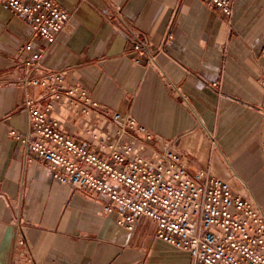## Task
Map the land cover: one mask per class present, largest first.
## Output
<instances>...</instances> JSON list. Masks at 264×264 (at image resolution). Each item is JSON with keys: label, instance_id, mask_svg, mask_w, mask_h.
<instances>
[{"label": "crops", "instance_id": "0c3cea01", "mask_svg": "<svg viewBox=\"0 0 264 264\" xmlns=\"http://www.w3.org/2000/svg\"><path fill=\"white\" fill-rule=\"evenodd\" d=\"M55 1L70 20L54 44L37 40L44 52L32 74L64 72L100 103L92 114L135 117L154 135L149 145L168 144L264 213V0H237L232 16L205 0ZM31 33L0 3V264H15L21 228L31 264H194L156 236L151 218L121 225L105 211L107 197L60 183L11 135L31 129L27 96L53 102L50 117L93 150L86 130H113L25 82L16 58ZM140 34L151 47L139 56L128 39Z\"/></svg>", "mask_w": 264, "mask_h": 264}, {"label": "built area", "instance_id": "2783aa9c", "mask_svg": "<svg viewBox=\"0 0 264 264\" xmlns=\"http://www.w3.org/2000/svg\"><path fill=\"white\" fill-rule=\"evenodd\" d=\"M205 1L232 16L237 0ZM0 3L26 20L32 31L16 58L19 66L28 69L25 82L46 87L64 107L81 110L89 125L109 122L113 127L112 131L102 127L96 132L86 130L98 141L99 151L93 150L64 132L57 117H50L56 107L53 102L39 105L27 96L31 129L28 134L14 129L11 135L49 163L57 181L103 194L107 197L105 211L129 229L139 216L151 218L156 236L186 250L194 264H264V213L235 192L229 181L213 177L203 168H192L189 158L168 144L149 145L154 135L135 117L119 111L92 114L100 103L86 90L69 85L64 72L32 74L40 69L44 52L37 40L54 44L70 20L68 11L55 0ZM128 41L139 56L151 47L141 34L129 36ZM128 134L130 139L123 142ZM25 244L21 228L15 264L32 262Z\"/></svg>", "mask_w": 264, "mask_h": 264}]
</instances>
